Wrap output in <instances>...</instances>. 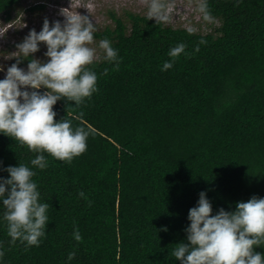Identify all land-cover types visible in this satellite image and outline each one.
Masks as SVG:
<instances>
[{"label":"trees","instance_id":"trees-1","mask_svg":"<svg viewBox=\"0 0 264 264\" xmlns=\"http://www.w3.org/2000/svg\"><path fill=\"white\" fill-rule=\"evenodd\" d=\"M22 1L0 0L6 21ZM206 4L219 22L211 33L135 14L127 29L112 13L116 27L93 34L120 59L87 65L97 73L90 98L53 105L54 120L90 128L86 150L68 163L44 153L47 167L33 179L49 203L46 234L38 246L9 243L0 221V264H179L171 249L185 238L200 190L213 213L264 196V0ZM177 42L184 50L161 71ZM34 155L0 133V168ZM254 247L264 253V244Z\"/></svg>","mask_w":264,"mask_h":264},{"label":"clouds","instance_id":"clouds-1","mask_svg":"<svg viewBox=\"0 0 264 264\" xmlns=\"http://www.w3.org/2000/svg\"><path fill=\"white\" fill-rule=\"evenodd\" d=\"M198 8L207 19L206 0H201ZM62 14V21L50 24L45 17L39 31L29 29L15 45L19 53L16 60L6 68L0 65L4 72L0 78V133L36 153L27 164L18 162L0 168L8 174L0 176V221L5 222L9 243L19 240L25 247L41 243L49 220V203L39 199L33 179L35 169L47 167L44 153L71 162L86 150L91 134L84 125L73 127L70 119L54 120L53 105L61 98L79 105L97 90V73L87 67L96 58L97 48L103 50L105 61L120 59L107 37L99 39L96 47L90 46L96 28L88 15ZM146 15L154 21H166L163 0H149ZM0 28V37L8 35V27ZM40 42L46 46L43 60L31 55L38 51ZM184 48L183 42L171 46L167 52L171 59L163 61L160 70L170 69ZM25 58L26 68L19 67ZM77 195L87 199L83 190ZM187 220L185 238L171 249L179 264H264V253L254 247L264 244V196L253 194L236 201L233 209L219 207L213 213L206 191L200 190L195 205L187 211ZM71 235L76 241L82 239L77 227ZM74 255L69 251L66 259L70 261Z\"/></svg>","mask_w":264,"mask_h":264},{"label":"rangeland","instance_id":"rangeland-1","mask_svg":"<svg viewBox=\"0 0 264 264\" xmlns=\"http://www.w3.org/2000/svg\"><path fill=\"white\" fill-rule=\"evenodd\" d=\"M149 0H23L11 13V20L6 21V14H0V27H8V35L0 37V65L5 68L16 60V43L28 33L29 29L40 30L42 22L46 17L49 23L53 20H63L62 12L71 14L78 12L82 15H88L94 22L96 31L102 32L105 28L116 27V22L112 18L113 13L116 18L122 19L127 29L130 28L128 14L146 15ZM166 7L168 19L162 21L165 26L173 29H191L190 32L207 34L211 33L214 27L219 25L217 20L212 18L205 19L198 5L201 0H163ZM44 6L43 9L30 11L31 7ZM68 6V7H67ZM4 29V30H5ZM0 28V33H1ZM94 32V33H95ZM99 40L95 37L90 46L96 47ZM46 46L40 42V48L32 56L46 59L43 56ZM103 50L97 48V54L94 61L102 59ZM30 58V57H29ZM23 64L19 67L26 68L28 59H21ZM4 75L0 71V78ZM43 91L44 89H39Z\"/></svg>","mask_w":264,"mask_h":264},{"label":"bare ground","instance_id":"bare-ground-1","mask_svg":"<svg viewBox=\"0 0 264 264\" xmlns=\"http://www.w3.org/2000/svg\"><path fill=\"white\" fill-rule=\"evenodd\" d=\"M68 7V6H67Z\"/></svg>","mask_w":264,"mask_h":264}]
</instances>
